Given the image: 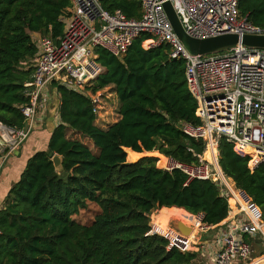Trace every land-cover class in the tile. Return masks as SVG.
Listing matches in <instances>:
<instances>
[{"label":"trees","instance_id":"trees-1","mask_svg":"<svg viewBox=\"0 0 264 264\" xmlns=\"http://www.w3.org/2000/svg\"><path fill=\"white\" fill-rule=\"evenodd\" d=\"M99 1L110 12L141 16L140 0ZM68 6L69 0H0V122L22 126L18 105L26 101L23 83L36 53L30 34L60 36L59 17ZM238 11L264 25V0H238ZM148 38L140 34L121 58L95 49L103 71L90 88L96 92L112 85L118 100L120 118L106 129L95 125L89 97L56 86L60 122L46 148L28 157L1 201L0 264H205L199 252L167 248L168 239L151 232L170 234L162 223L150 222L151 212L161 207L159 215L177 211L188 222L193 217L186 212L200 214L201 222L215 230L228 204L212 181L188 180L179 168L157 165L155 155L161 166L166 157L197 164L204 142L178 127L180 121L200 123L184 61L170 58L164 44L145 48ZM69 130L91 140L96 151L69 137ZM54 154L61 159L60 169ZM249 160V154L236 152L220 137L221 170L264 214V162L251 169ZM90 205L96 209L82 222L77 216Z\"/></svg>","mask_w":264,"mask_h":264},{"label":"built area","instance_id":"built-area-1","mask_svg":"<svg viewBox=\"0 0 264 264\" xmlns=\"http://www.w3.org/2000/svg\"><path fill=\"white\" fill-rule=\"evenodd\" d=\"M170 2L190 37L202 39L223 33L264 36V25L253 24L246 15H240L238 0ZM162 3L163 0H140L141 16L134 19L119 9H104L99 0H69L59 17L62 34L33 39L36 53L32 72L23 83L26 101L18 105L23 124L17 127L0 122V168L43 124L52 100L51 89L56 86L89 97L93 113L98 116L100 91L93 92L90 86L103 67L95 49L104 48L121 58L136 37L147 33L150 38L142 42L145 48L164 44L170 58L184 61L186 86L196 101L200 123L180 121L178 127L187 136L204 142L197 164L184 165L167 157L171 166L165 169L179 168L188 180L212 181L228 204L227 216L216 226L208 245L213 250L208 251L205 264H248L254 259L251 241L264 246V214L221 170L218 142L223 136L236 152L249 154L251 169L264 162V48L237 43L209 54H192L173 31ZM206 152L209 159L205 158ZM195 216L200 223L198 230H211L212 226L201 222L200 214ZM177 232L180 236L174 240L163 235L169 241L167 248L176 246L185 251V235ZM203 244L204 241L197 248L202 257Z\"/></svg>","mask_w":264,"mask_h":264},{"label":"crops","instance_id":"crops-1","mask_svg":"<svg viewBox=\"0 0 264 264\" xmlns=\"http://www.w3.org/2000/svg\"><path fill=\"white\" fill-rule=\"evenodd\" d=\"M30 35L32 39H36L39 36H41V34L38 32H32ZM29 62L30 63L32 62V58L29 60ZM112 87L113 86L111 85L101 90V92H104L106 90L110 91L109 93L110 100L109 102H107V105L105 106L106 109L105 113L99 111V114L98 116H96L95 119V125L102 129H106L108 126H110L112 123L116 122L120 118V115L118 113V100L115 92L112 91ZM51 91H52V100L46 112L43 124L35 129V131L30 135V137L20 146V148L16 152H14L11 156H9L7 161L0 168V207L3 197L5 196L10 186L18 179L28 157L31 156L35 151L46 148L50 131L60 122L59 114H58L59 94L57 93L56 89L54 90L51 89ZM101 119H102V124L100 123ZM161 208H165V207H161ZM186 213L193 217V222L190 223V225H193L196 216L188 212ZM152 232L165 236L170 235V237L174 235L168 233H160L153 230ZM196 233L197 232H195V234ZM190 235L188 237H184L186 248L191 247L192 236L190 237ZM205 238L202 239V242L204 241V244L201 249V250L204 249V256L201 257L204 262L208 260V251L213 250V247L208 249V245H210L214 237L210 236L207 240ZM258 244L260 243L258 242L253 245L254 252H255V245ZM199 256H201V254H199ZM248 264H264V256L263 255L254 256V259Z\"/></svg>","mask_w":264,"mask_h":264},{"label":"water","instance_id":"water-1","mask_svg":"<svg viewBox=\"0 0 264 264\" xmlns=\"http://www.w3.org/2000/svg\"><path fill=\"white\" fill-rule=\"evenodd\" d=\"M162 6L169 22L171 23L173 31L185 46V48L192 54H209L221 50L225 47L235 45L237 43H242L246 46L251 47L264 48V36H239L234 33H223L202 39L190 37L184 32L170 0H163ZM52 161L55 168H61V159L58 155L54 154L52 156ZM173 228L178 230L182 235L185 236L190 234L192 231V226L185 224L179 219H176V221H174Z\"/></svg>","mask_w":264,"mask_h":264},{"label":"rangeland","instance_id":"rangeland-1","mask_svg":"<svg viewBox=\"0 0 264 264\" xmlns=\"http://www.w3.org/2000/svg\"><path fill=\"white\" fill-rule=\"evenodd\" d=\"M109 93H110L109 90H106V91H104V92H101V91H100V95H101V98H100V99H101V103H100L101 109H100V111H101V112H104V113H105V110H106V109H105V106L107 105V102H109V100H110V95H109ZM100 123L102 124V119L100 120ZM67 133H68V136H69V137L80 140L81 142L87 144V145H88L93 151H96L95 147H93V145H92V141L89 140L87 137L81 135L80 133L73 132V131H71V130H69ZM153 155H154V154H153ZM155 156L158 158L157 165H158L159 167H162V168H170L171 164H166L165 166H161L160 164H158L160 158H159L157 155H155ZM163 156H164V155H163ZM165 157H166V156H165ZM167 159H168V158L166 157V160H167ZM206 159H207V158H206ZM127 161L131 162V161H133V160H129V159H127ZM95 209H96V207H94L93 205H90V207H89L88 210H86V211H82V212L79 214V216H77V217H78L82 222H86L87 220H89V219L92 217V214H93V212L95 211ZM159 213H160V208H159L158 210H154V211L151 212V214H150V221L152 220V224L155 225V224H157V223H162V228H167V229L170 231V234H174V235H172V237H173L174 239H175L176 237L180 236V235H178L177 232H175V231L173 230V229H174V228H173V224H174V221H176L175 218H178V219L182 220L181 218L177 217V211H173V212H171V218L168 220V222H167V226L164 224L163 220H162V221L157 220V219H158V216H160ZM156 215H158V216H157V217H154V216H156ZM164 217L167 218V219L169 218V216H164ZM182 221H183L185 224H188V225H190V223H192V222H188L187 220H186V221L182 220ZM171 228H173V229H171ZM196 230H197V228L194 229L193 231L195 232ZM176 231H177V230H176ZM196 232H197V233L193 235V238H192V241H191V247H190V248H187V249H184L185 251H198L197 248H200V245H201L202 239L206 237L205 239L207 240L210 236L214 237V236H215V233H216L215 230H210V231H208V232H203V231L197 230ZM160 235H161V234H160ZM188 235H190V234H188ZM188 235H186V236H188ZM191 236H192V235H191ZM167 237L171 238L170 235L167 236ZM171 239H172V238H171ZM253 245H254V244H253ZM263 251H264V246H263V245H260V244L255 245V252H254V250H253L252 256H255V255L257 256V255H259V254H260L261 252H263ZM201 257H202V256H200L199 261L202 259ZM202 261H203V260H202Z\"/></svg>","mask_w":264,"mask_h":264},{"label":"bare ground","instance_id":"bare-ground-1","mask_svg":"<svg viewBox=\"0 0 264 264\" xmlns=\"http://www.w3.org/2000/svg\"><path fill=\"white\" fill-rule=\"evenodd\" d=\"M205 158H207V159H209V154L206 152L205 153ZM166 164H168V161L165 159V163H164V166L166 165ZM232 204V203H231ZM171 217H169L168 219L167 218H165L164 217V215H160V216H158V219L157 220H159V221H162L163 220V222H164V224L167 226V222H168V220L170 219ZM175 219H178V218H175ZM180 220V219H179ZM182 221V220H181ZM183 222V221H182ZM199 226H200V223H199V220L197 219L194 223H193V225H192V231H191V235H192V238H193V235L195 234V232L193 231L194 229H198L199 228ZM171 229H173V228H171ZM174 230V229H173ZM175 232H177L176 230H174ZM178 233V232H177ZM178 235H179V233H178ZM191 235H190V237H191ZM189 236V235H188ZM188 236H184V237H188ZM184 237H183V239H184ZM184 241V240H183ZM184 243H185V241H184ZM186 244V243H185Z\"/></svg>","mask_w":264,"mask_h":264}]
</instances>
